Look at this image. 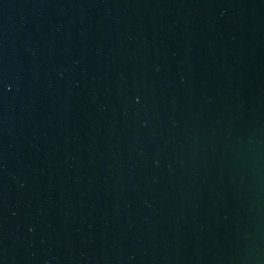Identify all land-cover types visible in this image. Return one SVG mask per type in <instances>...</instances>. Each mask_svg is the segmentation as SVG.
I'll use <instances>...</instances> for the list:
<instances>
[{
  "label": "water",
  "instance_id": "95a60500",
  "mask_svg": "<svg viewBox=\"0 0 264 264\" xmlns=\"http://www.w3.org/2000/svg\"><path fill=\"white\" fill-rule=\"evenodd\" d=\"M0 264H264V0H0Z\"/></svg>",
  "mask_w": 264,
  "mask_h": 264
}]
</instances>
